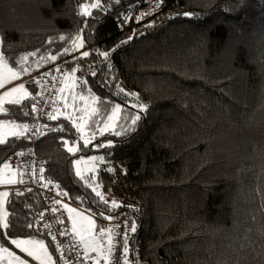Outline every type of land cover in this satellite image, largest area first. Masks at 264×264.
<instances>
[{
    "label": "trees",
    "instance_id": "1",
    "mask_svg": "<svg viewBox=\"0 0 264 264\" xmlns=\"http://www.w3.org/2000/svg\"><path fill=\"white\" fill-rule=\"evenodd\" d=\"M140 8L139 0H0V58L28 89L0 113L24 130L0 143V167L32 148L73 209L96 221L118 213L103 189L131 190L139 207L127 214L130 256L146 264H264V0H162L145 18ZM62 58L73 80L64 78L71 86L56 103L63 115L55 133L32 142L40 72ZM89 157L96 170L76 175L73 163ZM103 161L124 167L123 184L98 169ZM5 202L2 241L37 238V195Z\"/></svg>",
    "mask_w": 264,
    "mask_h": 264
},
{
    "label": "built area",
    "instance_id": "2",
    "mask_svg": "<svg viewBox=\"0 0 264 264\" xmlns=\"http://www.w3.org/2000/svg\"><path fill=\"white\" fill-rule=\"evenodd\" d=\"M141 5L140 16L150 17L157 13L162 0H139ZM118 28L122 33L128 31L125 18L119 20ZM81 68L78 66L74 75V85L80 89L83 85ZM94 63L86 67L87 74H93ZM42 76L39 96L33 102V122L28 128L30 141L42 136L55 133L58 126L54 123L53 112L60 91L64 85L66 75L65 59L62 58L52 67L40 72ZM9 167L16 175L14 184L5 188L8 196L24 197L28 192H34L39 201L40 208L33 212L31 225L33 234L37 238L47 240L55 249L60 264H146L136 253L130 256L129 242L132 227L129 223L128 213L138 209L139 203L131 190L126 189L118 195L103 189L105 194L112 198L118 213L109 220H97L109 233L108 249L99 251H86L81 242L71 231V224L66 206L73 205L66 194L56 182L44 172V164L32 148H25L7 161ZM98 169L112 176L117 183L125 179L124 167L103 161Z\"/></svg>",
    "mask_w": 264,
    "mask_h": 264
},
{
    "label": "rangeland",
    "instance_id": "3",
    "mask_svg": "<svg viewBox=\"0 0 264 264\" xmlns=\"http://www.w3.org/2000/svg\"><path fill=\"white\" fill-rule=\"evenodd\" d=\"M77 46H80V41L76 42ZM0 61V105H4V103H12L20 98L19 90L22 87L17 82V75L12 74L11 71ZM69 76L66 75L65 80L67 81ZM71 85H73V80L69 79ZM69 86V81L66 83ZM20 86V87H19ZM66 86V87H67ZM3 88V89H2ZM119 114V108H117L107 119L105 129H110L113 127L117 117ZM63 113L59 110V108L55 109L52 117L57 119L62 117ZM84 120L78 124L80 134L83 138L84 143H88L89 141L86 138L85 128H84ZM17 128L12 126H7L0 123V143L4 142L9 137L17 135ZM97 158L89 157L86 159H79L73 163L74 170L76 175L82 176L87 172V169L92 168L93 165H96ZM91 166V167H90ZM13 170L9 167L6 162L0 167V237L1 233L5 232L6 228V198L8 194L5 190L6 187L11 183V174ZM14 173V172H13ZM15 174V173H14ZM102 199L105 202L110 201V197L101 194ZM71 210V209H70ZM70 216V224L72 226L73 231L76 233L77 237L83 241V243H87L93 240H96L98 237V222L95 217L91 215L89 212L83 209H72L69 212ZM102 232V229H100ZM6 243L8 246L2 247L0 253V261L5 260L6 264H55L54 257L51 251L48 249V245L45 239L28 237L19 239L20 245H16L11 239ZM86 246V245H85ZM90 246V244L88 245ZM87 247V246H86ZM3 252H10L11 259Z\"/></svg>",
    "mask_w": 264,
    "mask_h": 264
},
{
    "label": "crops",
    "instance_id": "4",
    "mask_svg": "<svg viewBox=\"0 0 264 264\" xmlns=\"http://www.w3.org/2000/svg\"><path fill=\"white\" fill-rule=\"evenodd\" d=\"M0 61L2 62V60H1V58H0ZM2 64H4L3 62H2ZM9 69V68H8ZM10 70V69H9ZM8 70V71H9ZM11 71V70H10ZM11 73L12 74H15L14 72H12L11 71ZM17 75V74H16ZM17 82H18V84L19 85H21V87H22V90H21V88H20V90H19V95H20V98L19 99H17L16 101H14V102H19L21 99H23V98H25V97H27L28 96V89H27V87L26 86H24L23 85V83H22V80L19 78V76L17 75ZM67 82H65L64 83V88H63V91L61 92V94L64 96V94H65V96L67 95V93H68V90L70 89V86L71 85H69V86H67V84H66ZM67 86V87H66ZM20 87V86H19ZM3 89V88H2ZM1 90V89H0ZM64 96V97H65ZM60 101L62 102L63 101V97L62 98H60ZM13 103V102H12ZM6 105V103H4V105H0V113L3 111V109H4V106ZM63 106L61 105H59V103H58V105H55V109H57V108H59V110L61 111V112H63V108H62ZM0 123H2V124H4V125H7V126H14V127H16L17 128V135H15V136H20V135H23L24 134V130L23 129H21L19 126H17V125H15V124H9V123H3V122H0ZM15 136H12V137H15ZM9 138H11V137H9ZM7 140V139H6ZM5 140V141H6ZM1 143H3V142H1ZM91 167V166H90ZM96 170V165H93V167L92 168H89V169H87V172L86 173H89V172H93V171H95ZM12 172V171H11ZM14 172V171H13ZM12 172V174H11V183L9 184V185H12V184H14L15 183V181H16V175L14 174ZM85 173V174H86ZM8 185V186H9ZM71 209V210H70ZM72 209L73 208H71V207H68V206H66V211H67V213H68V216H69V212L70 211H72ZM69 219H70V216H69ZM71 223V222H70ZM101 229H102V232L99 230V232H98V237H96V240H93V241H91V243H90V241L88 242V245L90 244V246H88L87 245V243L85 244V243H83V241H81L78 237H77V235H76V233L73 231V229H72V226H71V231H72V233L77 237V239L81 242V244L83 245V247L85 248V250L86 251H99L100 249H102V248H105V249H108V246H109V233H108V231L105 229V228H102L101 227ZM16 245H20V242H19V239H11ZM9 240H7V241H5V242H3L2 241V239H1V237H0V253H1V250H2V247H4V246H8V244H6L7 242H8ZM87 247H86V246ZM3 253H6V255L8 256V257H10L11 256V253L10 252H3ZM11 258V257H10ZM11 259H15V258H11ZM0 264H6V262H5V260L3 259V260H1L0 261Z\"/></svg>",
    "mask_w": 264,
    "mask_h": 264
},
{
    "label": "bare ground",
    "instance_id": "5",
    "mask_svg": "<svg viewBox=\"0 0 264 264\" xmlns=\"http://www.w3.org/2000/svg\"><path fill=\"white\" fill-rule=\"evenodd\" d=\"M140 11H141V8H140ZM120 19H122L121 17H118L117 18V21H118V23H119V20ZM107 162H109V161H107ZM110 163H113V162H110ZM115 183H117L116 181H115V179L112 177V176H109ZM124 181H125V179L124 180H122V181H119V183H117V184H123L124 183Z\"/></svg>",
    "mask_w": 264,
    "mask_h": 264
}]
</instances>
